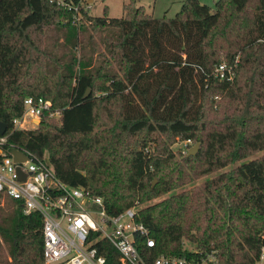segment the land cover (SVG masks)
<instances>
[{
	"label": "trees",
	"instance_id": "trees-1",
	"mask_svg": "<svg viewBox=\"0 0 264 264\" xmlns=\"http://www.w3.org/2000/svg\"><path fill=\"white\" fill-rule=\"evenodd\" d=\"M80 3L0 0V120L9 143L104 197L111 213L135 207L156 244L141 248L155 257L190 254L188 240L201 253L217 250L222 264H256L264 247V0H216L214 8L184 0L172 18L144 6L96 17ZM95 35L105 47L98 54ZM224 62L231 80L216 75ZM28 96L49 100L60 118L14 130ZM176 137L199 143L198 153L178 156ZM2 242L14 264H45L41 215L0 192ZM105 246L106 264H121Z\"/></svg>",
	"mask_w": 264,
	"mask_h": 264
},
{
	"label": "built area",
	"instance_id": "built-area-1",
	"mask_svg": "<svg viewBox=\"0 0 264 264\" xmlns=\"http://www.w3.org/2000/svg\"><path fill=\"white\" fill-rule=\"evenodd\" d=\"M216 75L221 80H231L234 72L224 62L217 66ZM24 105L22 116L12 122L14 130H34L39 125L35 120L41 122L46 115L59 119L62 114L61 109H54L42 96H28ZM11 147L14 146L9 143L7 130L0 134V192L22 204L24 213L41 215L45 264H106L105 243L116 249L121 264H222L217 250L201 253L192 248L188 249L190 254L156 257L142 250L141 243L148 248L156 244L135 207L113 214L104 197L61 180L46 158L15 147L27 156L19 162L9 152ZM263 259L264 247L256 264Z\"/></svg>",
	"mask_w": 264,
	"mask_h": 264
},
{
	"label": "rangeland",
	"instance_id": "rangeland-1",
	"mask_svg": "<svg viewBox=\"0 0 264 264\" xmlns=\"http://www.w3.org/2000/svg\"><path fill=\"white\" fill-rule=\"evenodd\" d=\"M183 1L184 0H81L80 6L83 8V10L88 12V14L96 17H105L107 15L110 18H120L123 17L126 12L134 10L133 8L144 6L145 11L148 14L153 15L154 17L167 16L169 18H172L180 10ZM200 1L203 4H207L213 8L215 7L216 0ZM59 2H63V0H59ZM77 10L78 7L76 11ZM56 36L60 41L58 43L59 45L57 46L58 50L60 51L63 44V38L60 34ZM52 40L53 38L50 39V42H52ZM93 46L97 50L96 54H98V51L100 49L105 48L101 38L98 35H95L94 37ZM87 51L90 55L92 54V52H94V50L89 45L87 47ZM195 144L196 143L194 142L188 144L186 140H182L179 137H176L172 148L174 153L179 156V154H188L189 150ZM263 153L264 152L258 155H261ZM201 181L202 180H199L197 183H200ZM192 186H194V184L189 185V187ZM1 204L2 206H6L7 204L6 198L4 196L1 197ZM184 247L186 249H192L195 248V245L189 242L188 240H185ZM259 263L264 264V259L261 260ZM0 264H14L11 255V248L9 247V245L4 244L3 242L0 245Z\"/></svg>",
	"mask_w": 264,
	"mask_h": 264
},
{
	"label": "water",
	"instance_id": "water-1",
	"mask_svg": "<svg viewBox=\"0 0 264 264\" xmlns=\"http://www.w3.org/2000/svg\"><path fill=\"white\" fill-rule=\"evenodd\" d=\"M89 93H90V90L88 89L84 97L86 98L89 95ZM35 121L38 124H40V120L37 119ZM7 130H8V124L6 122L0 120V134H5L7 132ZM199 149H200V144L196 143L189 150V155H196L198 153ZM9 152L14 155V158H15L16 161L21 162V161H24V160L27 159V156L22 151L18 150L15 147H11L9 149ZM20 177H21L22 180H25V174H23L21 171H20ZM156 181L157 180H154L153 186L155 185Z\"/></svg>",
	"mask_w": 264,
	"mask_h": 264
}]
</instances>
